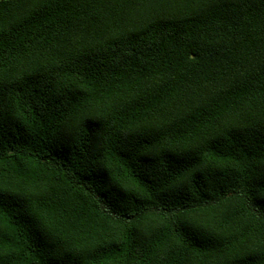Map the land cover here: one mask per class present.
Masks as SVG:
<instances>
[{
  "label": "trees",
  "instance_id": "1",
  "mask_svg": "<svg viewBox=\"0 0 264 264\" xmlns=\"http://www.w3.org/2000/svg\"><path fill=\"white\" fill-rule=\"evenodd\" d=\"M0 264H264V0H0Z\"/></svg>",
  "mask_w": 264,
  "mask_h": 264
}]
</instances>
